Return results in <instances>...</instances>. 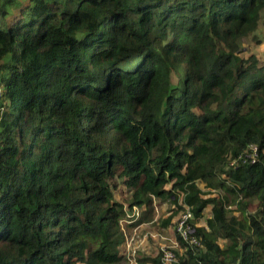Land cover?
Segmentation results:
<instances>
[{
	"label": "trees",
	"instance_id": "1",
	"mask_svg": "<svg viewBox=\"0 0 264 264\" xmlns=\"http://www.w3.org/2000/svg\"><path fill=\"white\" fill-rule=\"evenodd\" d=\"M260 22L264 0H0V264H121L114 179L165 225L189 208L175 264H264V66L238 45Z\"/></svg>",
	"mask_w": 264,
	"mask_h": 264
},
{
	"label": "rangeland",
	"instance_id": "2",
	"mask_svg": "<svg viewBox=\"0 0 264 264\" xmlns=\"http://www.w3.org/2000/svg\"><path fill=\"white\" fill-rule=\"evenodd\" d=\"M256 39L258 41H256ZM240 49V57L246 59L249 56H254L261 66H264V26L260 22L255 32V36L245 37L238 42ZM175 81V78L173 77ZM115 188L112 189L113 201L122 204L126 213H130L133 209L128 208V201L130 200V190L123 183L121 179H114ZM112 182V183H113ZM169 187V186H168ZM167 187V188H168ZM216 193H213V196ZM217 196L219 194L217 193ZM228 202L232 204V198L226 197ZM256 203L254 199L249 200V206L247 210L251 213L255 210ZM209 208L204 210L202 221L209 216ZM234 205H231V209ZM138 217L135 224L127 225L119 221V226L124 238L131 239L132 246L137 250L135 260L136 264H148V260L159 255L160 248L162 247H174L177 255H181L179 250V244L177 242V236L175 235V223L181 210L172 217L167 225L165 221L167 218L174 214L175 207L170 200H160L153 197L151 204L148 206L136 207ZM203 223V222H201ZM173 243H177L174 246ZM220 245H224L223 241H220ZM121 246V245H120ZM120 246L117 248L118 252ZM84 264V263H76ZM121 264H128L126 260H123Z\"/></svg>",
	"mask_w": 264,
	"mask_h": 264
},
{
	"label": "built area",
	"instance_id": "3",
	"mask_svg": "<svg viewBox=\"0 0 264 264\" xmlns=\"http://www.w3.org/2000/svg\"><path fill=\"white\" fill-rule=\"evenodd\" d=\"M245 160L254 162L257 157V148L256 146H249V152L245 155ZM242 162L245 160L239 158ZM235 160L230 162V165L235 164ZM130 213H126L122 218L121 222L127 225H133L136 222L138 217V212L136 206L132 207ZM192 213L189 208L183 206V210L180 211L176 223H175V235L177 240L180 239L186 246L200 247V242L193 234V226H191L190 221L192 220ZM174 246H177V243H173ZM122 248V249H121ZM174 247H162L160 248V261L162 264H175L177 262V254ZM137 250L132 246L131 239L124 238L123 243L120 246L119 255H121L128 264H136L135 256Z\"/></svg>",
	"mask_w": 264,
	"mask_h": 264
},
{
	"label": "crops",
	"instance_id": "4",
	"mask_svg": "<svg viewBox=\"0 0 264 264\" xmlns=\"http://www.w3.org/2000/svg\"><path fill=\"white\" fill-rule=\"evenodd\" d=\"M209 216H210V209H209ZM209 216L207 218H209ZM203 222V223H201ZM205 223L204 221L200 220L199 223H197L198 226H203ZM122 249V248H121Z\"/></svg>",
	"mask_w": 264,
	"mask_h": 264
}]
</instances>
